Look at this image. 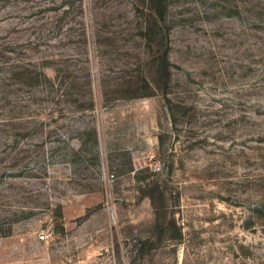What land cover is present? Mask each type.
I'll return each instance as SVG.
<instances>
[{
  "label": "rangeland",
  "instance_id": "rangeland-1",
  "mask_svg": "<svg viewBox=\"0 0 264 264\" xmlns=\"http://www.w3.org/2000/svg\"><path fill=\"white\" fill-rule=\"evenodd\" d=\"M165 4L0 0V264H264V0Z\"/></svg>",
  "mask_w": 264,
  "mask_h": 264
},
{
  "label": "trees",
  "instance_id": "trees-1",
  "mask_svg": "<svg viewBox=\"0 0 264 264\" xmlns=\"http://www.w3.org/2000/svg\"><path fill=\"white\" fill-rule=\"evenodd\" d=\"M150 8L152 9L154 13V17L156 20L159 21H164L165 16H166V0H148ZM161 62L164 64V70L166 73V79L169 80V75H170V70H169V59H168V51L166 50L165 52L162 53L161 55ZM150 94L148 93H137L134 94V97L139 98V97H146L149 96Z\"/></svg>",
  "mask_w": 264,
  "mask_h": 264
},
{
  "label": "built area",
  "instance_id": "built-area-1",
  "mask_svg": "<svg viewBox=\"0 0 264 264\" xmlns=\"http://www.w3.org/2000/svg\"><path fill=\"white\" fill-rule=\"evenodd\" d=\"M41 239L44 240L45 239V236H41Z\"/></svg>",
  "mask_w": 264,
  "mask_h": 264
}]
</instances>
